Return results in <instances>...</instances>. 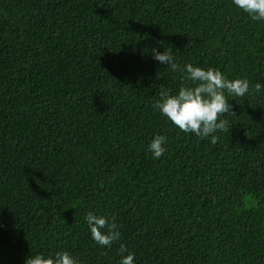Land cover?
<instances>
[{"label":"trees","instance_id":"1","mask_svg":"<svg viewBox=\"0 0 264 264\" xmlns=\"http://www.w3.org/2000/svg\"><path fill=\"white\" fill-rule=\"evenodd\" d=\"M248 79L228 131L186 134L153 104L186 74ZM264 21L232 0H0V264H264ZM167 138L154 159L149 145ZM115 217L101 248L85 216ZM127 253H125L126 255Z\"/></svg>","mask_w":264,"mask_h":264},{"label":"clouds","instance_id":"2","mask_svg":"<svg viewBox=\"0 0 264 264\" xmlns=\"http://www.w3.org/2000/svg\"><path fill=\"white\" fill-rule=\"evenodd\" d=\"M234 5L251 17L254 21H264V0H232ZM172 48L165 49L160 53L152 49L154 60L165 64L172 71L186 74L184 79L191 82V86L182 84L176 94H172L163 85L160 86L159 99L153 104L154 109L169 119L186 134H194L200 139L211 137V143L218 142V131H228L229 121L224 119L226 115L236 116L229 103V97H244L250 91L248 79H228L225 74L215 68H202L189 63L181 68L172 55ZM264 85L255 84L254 91L259 93ZM167 138L156 135L149 145V151L154 159H160L167 151L165 145ZM90 229L91 238L101 248H110L119 240V225L113 216L96 215L89 211L85 216ZM125 253H127L125 255ZM119 255L122 257L120 264H135V253L129 252L128 248L121 244ZM25 264H79L69 252H56L54 255L43 254L31 256Z\"/></svg>","mask_w":264,"mask_h":264}]
</instances>
